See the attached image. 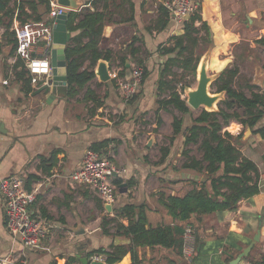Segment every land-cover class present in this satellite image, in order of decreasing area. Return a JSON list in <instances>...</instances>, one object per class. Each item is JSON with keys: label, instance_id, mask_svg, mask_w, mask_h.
Segmentation results:
<instances>
[{"label": "crops", "instance_id": "1", "mask_svg": "<svg viewBox=\"0 0 264 264\" xmlns=\"http://www.w3.org/2000/svg\"><path fill=\"white\" fill-rule=\"evenodd\" d=\"M131 1L134 19L127 21L130 8L124 3L120 11L119 8L113 13L112 23L105 24L102 30V36L111 41L102 42L100 49H109L111 60L99 59L93 67L95 76L86 85L101 100L99 106L83 99L86 88L70 96L66 85L52 82L43 90L45 80L48 83L52 75L50 78L40 76L39 85H32V91L25 94L20 83L8 74L13 67L11 58L15 51L12 52L15 34L11 31L17 21H13L9 31L0 25V178L20 174L25 181L29 179L31 189L35 190L32 207L35 211L44 210L47 215H42L47 226L45 238L34 250L26 249L7 230L0 197V257L12 255L19 259V264H80L76 262L77 254L85 255L86 251L101 246L108 248L115 242L116 235L101 232L102 217L115 216L119 208L130 201L147 205L146 217L150 225L172 224V217L159 203L157 192L182 195L193 188L192 180H201L199 173L180 167L184 160L181 153L184 136L172 133L173 117L183 118L187 124L189 115L168 105L159 109L162 120L159 126L155 115L158 100L168 96L166 91L158 89V72L165 60L174 55H160L156 50L160 43L172 44V40L167 41L169 36L183 33L182 22L170 19L165 29L148 30L158 16L157 6L161 0ZM77 3L79 9L86 7L91 11L103 7V1L96 5L90 0H77ZM199 8L202 20L212 32V41L201 55H208V73L218 77L223 69L236 64L243 82L234 87L249 95L244 86L248 82L264 92V61L254 53L264 48L255 43L256 39L264 38V0H200ZM113 9L112 5L108 6V10ZM46 16L47 13L43 19ZM241 46V50H235ZM136 48L140 51L132 54L131 50ZM41 49L49 58L48 50L40 45L39 52ZM138 56L144 60L149 74L135 96L124 102L110 72L129 76ZM100 61H104L109 72L110 78L106 81L96 74ZM88 65V60L84 61L83 68ZM170 72L177 74L181 69L173 65ZM189 108L193 113L197 110ZM237 123L231 121L228 125L234 128ZM263 127L264 113L249 131L247 126L243 127L238 140L241 153L255 163L260 174L264 173V133L258 130ZM105 140L108 143L102 150L111 155L116 167L125 169L114 178H119L120 183L127 184L130 179L134 182L130 188L127 185L124 193L119 192L116 184L115 201L110 211L89 189L72 184L68 179L80 165L84 151ZM161 146L169 149L165 157L161 155ZM195 146L189 145L191 150ZM191 154L197 158L201 155L194 150ZM42 159H45L43 164ZM258 186L257 195L241 199L234 209L217 211L203 219L198 231L204 243L189 264H227L253 240L258 229V241L238 264H252L260 259L264 254V179H259ZM121 221L127 224L126 220ZM195 221L198 220L192 216L189 223L195 226ZM79 227L84 232H77ZM109 230L114 232L113 225ZM164 254L171 256L166 250ZM138 255L146 263L158 258L157 250L149 247L139 248ZM71 257L74 261L68 263ZM114 264H131L130 254Z\"/></svg>", "mask_w": 264, "mask_h": 264}, {"label": "trees", "instance_id": "2", "mask_svg": "<svg viewBox=\"0 0 264 264\" xmlns=\"http://www.w3.org/2000/svg\"><path fill=\"white\" fill-rule=\"evenodd\" d=\"M100 1H103L102 10L94 8L91 11L89 8L82 7L79 10L68 11L66 27L74 35L71 36L64 51L68 95L74 96L78 89L86 88L83 99L93 101L96 106L102 105V102L86 85L95 76L93 67L96 62L101 58L111 60V51L100 49L102 42L111 41V38L105 39L102 36L103 27L107 23H112L113 13L119 8L120 11L124 3H128L130 8L127 21L134 19V5L131 0H90V3L96 5ZM11 3L13 6H10ZM110 5L114 7L113 10H108ZM50 9L51 0H0V25L9 31L14 20L19 24L39 21ZM157 10L158 16L148 30H163L172 19L171 14L162 4H158ZM182 29V34L168 37L167 41L172 40L171 45L166 46L160 43L156 50L160 55L174 53L172 57L165 60L158 72V89L160 92L166 91L168 96L158 100V108L155 110L156 123L158 126L162 123L159 109H165L168 105L182 114L189 115L190 120L187 124H184L183 118L173 117L172 133L184 136V147L181 151L184 160L180 167L199 173L201 180H192L193 188L182 195L157 192L159 203L172 217V224L150 225L146 217L147 205L130 201L123 204L122 211H117L115 216L102 217L100 228L104 235L127 237L130 242L128 244L112 243L108 248L101 246L88 250L85 253L88 257L101 254L105 257L106 263L113 264L129 253L131 264H189L195 259L204 243L198 231L202 228L203 219L217 211L232 210L241 199L259 193L260 173L257 166L245 157L238 147V140L242 134L234 136L228 131H223V127L231 121L239 122L244 128L254 127L264 113V92H259L256 85L248 82H245L244 86L249 95L234 87L239 69L236 64H233L223 69L210 86L212 92L225 93V98L218 104V110L201 109L197 115H193L181 94L185 87H192L195 82L197 65L205 47L212 41V32L207 23L202 20L200 8L188 19L182 21ZM11 33L15 34L13 29ZM255 43L264 45V38L256 39ZM15 48L16 40H14L12 52ZM139 51L140 49L136 48L131 50V53L136 54ZM86 60L89 65L83 68ZM173 65L181 69L180 79L177 78L178 74L170 72ZM136 66L142 70L143 82L149 74L148 67L139 56L136 59ZM12 69L14 79L20 83L22 91L25 94L30 93L32 91L31 76L23 65V61L17 58ZM258 132L263 134L264 127L259 128ZM107 143L108 140H105L93 144L90 148L107 153L102 150ZM190 144L197 146L201 154L199 158L191 154ZM168 151L167 147H160L162 157H165ZM54 155L55 151L52 152L50 161ZM44 162L45 159H42L41 163ZM120 181L119 178L113 179L117 185ZM126 182L129 188L134 185L132 179ZM25 187L31 189L29 179L25 181ZM128 197L130 198V195ZM40 212L47 217L44 210ZM192 216L198 220L194 222L195 226L189 223ZM121 219L126 220L127 224H124ZM187 224L193 227L195 233L194 252L189 258H185L182 253V233ZM111 225L114 232L109 230ZM145 247H149L152 251L156 249L158 258L155 257L148 263L139 258L138 249ZM164 250L170 252L171 256L164 254ZM73 261L74 257L68 259V263ZM252 264H264V254Z\"/></svg>", "mask_w": 264, "mask_h": 264}, {"label": "built area", "instance_id": "3", "mask_svg": "<svg viewBox=\"0 0 264 264\" xmlns=\"http://www.w3.org/2000/svg\"><path fill=\"white\" fill-rule=\"evenodd\" d=\"M162 4L171 14L173 21L182 22L184 16L193 14L200 7V0H161ZM68 9L51 0V9L46 18L39 21H30L23 24L17 23L13 27L15 32L16 48L11 58L15 63L19 58L30 74L31 85L38 86L40 76L51 77V66L49 58L44 55V50L39 52L40 45L49 49L52 44V28L55 17ZM9 75H13L10 68ZM110 76L118 90L120 98L127 102L138 92L142 83V70L139 67L132 69L131 74L122 77L117 71L110 72ZM4 84L7 80L3 81ZM47 81L45 80V83ZM243 127L237 123L236 127L230 125L223 127L234 136L241 135ZM124 168H118L111 160V155L103 151H96L87 148L80 165L73 170L68 179L72 184L86 187L105 204H112L115 201L117 186L113 182L114 175L123 173ZM264 179V173L259 175ZM0 197L3 204V215L5 226L13 238H17L22 246L29 250L38 247L47 232L46 222L40 211L32 207L35 201V190L25 187V179L20 174H13L0 178ZM182 253L189 258L194 252L195 233L191 225L187 224L182 233ZM101 254L90 256L92 260H104ZM0 264H19V259L12 255L0 257Z\"/></svg>", "mask_w": 264, "mask_h": 264}, {"label": "water", "instance_id": "4", "mask_svg": "<svg viewBox=\"0 0 264 264\" xmlns=\"http://www.w3.org/2000/svg\"><path fill=\"white\" fill-rule=\"evenodd\" d=\"M57 4L67 8L68 10L58 14L54 19V24L52 28V44L48 49V56L51 66V75L52 79L42 86L43 90L48 88V85H51L52 82H58L60 85H66V59H65V47L71 38V33L67 30L66 21L68 18L69 10H77L79 9V4L77 0H56ZM189 14L184 16V19L189 18ZM207 60L208 55L204 54L197 65L196 69V84L194 87H185L184 93L186 94V102L187 104L193 108L198 109L202 107L207 111H216V105L221 100L225 98L224 92H210L209 86L216 79L217 76L215 74L208 73L207 70ZM96 74L102 81H106L110 78L108 69L104 63V61L98 62L96 68ZM247 131H249V126H247ZM152 140V138H151ZM118 190L120 193H124L127 191V184L125 182L118 184ZM106 208L110 211L111 204H106ZM123 207L119 208L122 211ZM77 232H84L83 228L79 227ZM260 230L258 229L253 240L242 249L234 258L229 260L227 264H238L241 258L247 256L254 246L255 242L258 241ZM118 242H126L129 243L128 239H119L118 236L115 237L114 244ZM76 262L80 264H108L105 260H92L90 257L85 255H76ZM114 264V263H113Z\"/></svg>", "mask_w": 264, "mask_h": 264}, {"label": "rangeland", "instance_id": "5", "mask_svg": "<svg viewBox=\"0 0 264 264\" xmlns=\"http://www.w3.org/2000/svg\"><path fill=\"white\" fill-rule=\"evenodd\" d=\"M12 5V4H11ZM263 33H264V31H263ZM243 45H245L244 43L242 44V46ZM236 47L235 48V50H241V48H243V47ZM245 47V46H244ZM255 54H257V56H261L262 58H261V60L262 61H264V48L263 49H261V50H258V49H256V52H254ZM135 67H137L136 65L133 67V68H135ZM245 67H246V64L244 63L243 64V68L245 69ZM248 67V66H247ZM178 74V76H177V78H179L180 79V74H181V72H178L177 73ZM211 74V73H210ZM187 78H189V77H187ZM195 81H196V79H195ZM239 82V84H240V82H243V80L241 79V75H239L237 78H236V81H235V83H234V86L235 85H238L237 83ZM196 84V82H194V84H193V86L192 87H194V85ZM178 86H180V85H178ZM237 89H238V87H237ZM209 91L211 92L212 90H211V87L209 86ZM212 93V92H211ZM183 94V96L182 97H185V99H186V94L183 92L182 93ZM181 94V95H182ZM217 104H219V103H217ZM218 108V106L216 105V109ZM202 108L200 107V108H198L194 113H193V115L195 114V115H197L199 112H200V110H201ZM192 150H194L196 153H197V151H198V149H197V147L195 146L194 147V149H192ZM199 152V151H198ZM94 194V193H93ZM95 195V194H94Z\"/></svg>", "mask_w": 264, "mask_h": 264}]
</instances>
